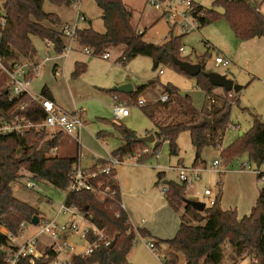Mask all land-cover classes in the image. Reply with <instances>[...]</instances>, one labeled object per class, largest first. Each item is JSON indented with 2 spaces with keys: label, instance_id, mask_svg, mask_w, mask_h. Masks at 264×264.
Returning a JSON list of instances; mask_svg holds the SVG:
<instances>
[{
  "label": "trees",
  "instance_id": "trees-1",
  "mask_svg": "<svg viewBox=\"0 0 264 264\" xmlns=\"http://www.w3.org/2000/svg\"><path fill=\"white\" fill-rule=\"evenodd\" d=\"M46 1L57 7H72L75 0H3L0 8V56L9 70L25 63L39 65L32 37L52 43L57 53L65 48L62 35L64 23L57 14L44 11ZM95 1L102 12L105 31L99 33L91 27L79 29L75 41L82 49L90 50L92 57L120 51L116 63L124 67L135 58L143 56L151 58L155 68L166 64L180 70L173 64V59H182L181 40L185 34L175 36V27L171 26L164 44L147 43L144 40L146 32L139 31L133 25V11L123 0ZM213 6L214 9H206L191 2V16L198 20L199 29L224 17L240 40L264 38V14L252 6L249 0H216ZM219 8L224 9L223 14L216 10ZM3 18L7 21L5 26L1 25ZM182 60L189 62L187 59ZM205 61L203 58L200 63L203 73L207 72ZM85 73L86 65L76 63L72 77L77 79ZM203 73L198 76L197 83L205 93L206 103L201 111L194 107L189 96L178 99L180 92L177 88L164 86L161 96L167 95V102L158 100L141 107L154 124V129L148 135L154 134L161 144L152 150L149 144L139 141L135 131L122 122H113L123 144L111 154L122 161L137 157V162L144 164L152 155H157L164 142H168L171 155L178 156L177 141L183 132L188 131L196 152L194 165L202 163V152L207 148L221 151L220 159L226 168L243 155H247L250 163L257 167L263 165L264 120L257 115H253V125L247 133L242 134L231 146L222 149L227 130L234 126L231 111L233 105L238 103V98L237 94L212 85ZM35 75V72H30L27 78L32 79ZM5 78L4 72L0 70V127L14 122L37 124L44 121L46 113L42 107L36 102L25 105L26 95L13 97L12 86ZM157 85L156 82H149L132 94L114 90L109 93L114 100L130 107L138 105L137 99ZM41 96L53 101L46 86ZM205 118L210 119L211 123L201 125ZM108 136L105 131L97 134L99 139ZM64 138V133L51 134L49 130L29 129L8 134L0 131V247H12L11 238H18L24 226L29 225L34 217L43 220L40 211L14 196L13 184L29 175L35 181H46L60 190L68 189L71 174L80 161V147L76 145L74 153L59 155V150L65 144ZM145 150L149 152L144 153ZM105 164L104 160L99 159L90 169L96 171L98 166ZM255 171L258 172V180L264 178L263 172ZM164 176L163 172L158 174L159 183L164 180ZM93 184L102 191L107 188L109 190L105 195L89 191L68 192L65 205L78 208L91 226L103 231V239L100 240L93 230L88 232V242L97 243L93 253L90 256L75 255L66 264H132L128 255L137 237L147 238L150 233L140 230L137 234L133 231L129 216L121 206L116 172L99 175L93 179ZM165 187L168 204L173 210L183 212L176 236L168 241H154L156 247L166 244L169 249L164 264H179L180 256L184 257L185 264H225L226 246L233 250L234 264L238 260L249 259L252 261L250 264H264V187L259 190L251 214L241 219L236 210L222 209L221 193L214 204L206 206L201 213L186 203L188 199L184 184L170 181ZM106 241L110 245L106 246ZM45 251L48 258H41L35 264H51L57 257L49 248ZM0 264H6L5 253L1 251ZM19 264L31 263L25 260Z\"/></svg>",
  "mask_w": 264,
  "mask_h": 264
},
{
  "label": "rangeland",
  "instance_id": "rangeland-1",
  "mask_svg": "<svg viewBox=\"0 0 264 264\" xmlns=\"http://www.w3.org/2000/svg\"><path fill=\"white\" fill-rule=\"evenodd\" d=\"M124 1H126L133 11V23L136 28L141 32H146L144 36L145 42L162 45L167 40L170 27L173 25L167 16L160 18L165 9H170L169 7H171L177 11L184 12L190 2L202 5L206 9H214L213 5L216 0H166L160 10H157L151 4L152 0ZM250 2L264 14V0H250ZM2 4L3 0H0V8ZM76 7L80 8L81 13L87 19V21L79 23V29L91 27L99 33L105 31L101 18L102 12L95 0H82L79 4L72 7H57L46 1L43 9L47 13L58 14L65 23L74 24L78 18ZM216 10L219 14H223L224 12L222 8ZM189 21L192 22L191 19ZM155 22L156 24L152 26ZM184 34L185 32L181 25L177 24L174 28V35L180 36ZM32 42L37 51L39 67L38 73L29 83L30 93L40 98L42 89L46 86L51 91L55 103L65 112L74 113L79 111L82 113L85 128L81 133L80 153L86 157L85 160H82V167L92 163L94 155L106 156L103 151L104 149L96 140V135L99 132L105 131L108 134L112 132L113 136L122 140L112 125L115 122L113 117L115 100L109 93L110 90L117 88L119 84H130L137 89L149 82L158 83L156 87L149 89L137 99V101L141 99L145 100L146 104L158 101L162 95L163 87L167 85H171L179 90L180 97L178 99L189 96L198 111H201L206 103L205 93L197 85L198 76H189L166 64H161L155 68L153 60L149 57L139 56L124 67L116 63L120 57V51L111 52L109 60L95 57L89 61L88 54L75 42L64 41L72 48L67 55L63 52L57 53L54 47H48L47 41H43L38 37H32ZM181 47L183 49H181L180 53L182 59H187L192 64H200L203 58H205L207 72L235 77L237 84L244 87L237 94L238 103L232 107L231 121L234 126L226 132L222 148L226 149L234 144L242 134L247 133L251 129L253 115H257L264 120V38L242 41L235 35L228 21L224 17H220L210 25L185 34L181 40ZM218 55L228 56L229 58L230 55H235L236 60L228 67L217 66L212 61V56ZM47 57L51 59L47 61ZM76 63L86 65V73L77 79L72 77ZM55 65H58L56 71H54ZM141 107L139 105L130 106V116L122 122L127 128L135 131L139 138L145 137L154 129L153 122ZM51 134L53 133L51 132ZM110 138L107 139V146L104 145L109 152L115 149L117 143V139ZM64 139L65 144L59 150V155L74 153L73 150L77 147L76 143L67 136ZM177 145L179 150L178 156H172L169 143L164 142L159 148L157 155H152L148 160V163L156 168L159 167L160 171L166 173L163 181L178 182L179 178L176 168L182 165L185 167H192L193 165L196 152L188 131L183 132L179 136ZM149 147L152 150L154 149L153 144H149ZM220 154L221 151L219 150L207 148L202 152V160L206 161L210 166L215 160H221ZM126 162L132 161L130 158H126ZM241 164L251 165L247 168L246 172L248 173L255 170H260V172L264 173V163L259 169L256 164L250 163L247 155L235 159L228 168L232 170L237 169ZM209 176L208 173L203 174L202 179L194 184L192 190L187 193L186 198L188 200L193 199L205 203L207 207L210 206L209 199L204 197V191L205 189H211L216 192L219 182L224 178V175L221 178L220 174H213L212 183L209 181ZM245 178V184H249L251 188L253 186V177L250 176L248 179L246 176ZM163 181L160 183L161 189L164 187ZM257 181L260 190L264 187V182L258 180V178ZM35 183L37 187L34 190L26 189L23 184H13L14 196L40 211L45 221L55 222L59 227L66 226L72 216L65 215L60 210L65 205L68 190H60L46 181L40 180L35 181ZM238 196H240V191L238 192ZM74 220L78 225V231L67 234L68 242L73 248L66 249L60 253L59 260L61 262L85 252L89 246L87 240L84 238V232L86 229L91 228V225L80 215L74 217ZM36 232L37 228L29 224L15 241L17 244H23ZM39 242L44 247L54 243L47 236H41ZM143 244L144 242L137 237L133 249L143 248L141 247ZM142 250L138 249L136 256V261L139 264H160L157 261L151 263L146 249ZM225 253V264H234V253L230 246L225 247ZM237 262V264H247L248 261L238 260ZM179 264H185L183 256H180Z\"/></svg>",
  "mask_w": 264,
  "mask_h": 264
},
{
  "label": "built area",
  "instance_id": "built-area-1",
  "mask_svg": "<svg viewBox=\"0 0 264 264\" xmlns=\"http://www.w3.org/2000/svg\"><path fill=\"white\" fill-rule=\"evenodd\" d=\"M82 0H75L73 6L79 4ZM163 1V2H162ZM152 0L151 4L157 9H162V5L166 0ZM165 9L162 15L167 16L168 20L173 23L172 27H176L177 24H180L185 34L191 33L196 29H199V22L195 18L191 16V2L188 3V6L184 12L177 11L176 9ZM78 12V18L74 24H64L62 28L63 40L68 41L70 43H76V33L79 30L78 25L82 21H87L86 17L81 13L80 8L76 7ZM192 20V22L189 21ZM6 18L1 20V25H6ZM65 48L63 49V53L66 55L72 50L71 46L67 45L65 42ZM48 47H53L52 43L48 42ZM88 55H91V51L88 49H83ZM183 50V49H182ZM181 50V51H182ZM61 52V53H62ZM103 59L109 60L111 58V54L107 53L102 56ZM50 57H47V61L50 60ZM212 61L217 66L228 67L231 65V61L222 57V56H212ZM38 66L25 63L21 65H16L12 70L6 68L3 63V60L0 56V70L4 72L7 76L10 84H11V93L13 97L26 95L27 100L25 105H28L30 102L38 103L44 112L46 113L45 120L34 124V123H26L20 124L19 122L10 123L0 127V131L4 134L13 133V132H22L23 130L35 129V130H49L52 133L62 132L65 136L73 140L76 145L81 146V132L85 128V123L83 121V115L81 112L76 111L74 113H67L62 108H60L55 102L52 100L43 98H37L30 93L29 83L31 79L27 78L30 72L38 73ZM162 73V72H161ZM169 100L167 95L160 96L159 101L165 103ZM139 106H145V100L141 99L138 101ZM130 116V108L127 104L123 102H118L115 99V104L113 106V117L115 122L120 123L123 122L126 118ZM146 150L144 153H148ZM84 158L82 154H80V161ZM102 159L106 162L103 166H98L96 171L91 170L90 168H84L79 164L75 167L74 171L71 174V182L68 187V192H81V191H89L98 193L100 195H105L109 189L107 188L105 191L97 189L93 184V179L98 177L101 174L109 175L113 172L117 173V168L122 165L123 161L119 158L114 157L111 153H108L106 158L98 157L94 155V159ZM135 159L137 157H134ZM243 170L250 167L249 164H242L240 166ZM178 172L179 182L186 186V190L191 188L196 182L201 180V176L203 172L208 173L210 176L214 173L216 174H224L225 171L222 168L221 160H215L213 164L209 167H205L204 164L199 163L197 165H193L192 167H184L180 166L176 168ZM264 182V178L261 179ZM16 184H23V186L28 190H34L37 187L34 179L30 177H24L19 179ZM101 187V185H99ZM163 194L167 192L166 187L163 188ZM186 192V191H185ZM206 196H211V190L205 191ZM215 200L209 202V205H213ZM123 208V204H121ZM124 209V208H123ZM60 212L65 215H70L72 218L69 223L64 227H59L55 222H48L43 220H39V224L35 226L37 228V232L32 235L30 239L25 241L23 244H17L15 239L11 238V246L12 247H0V251L5 253L6 264H19L25 260H28L31 264H35L41 258H48L46 254V248H49L53 252L57 254V257L51 264H66L71 259L65 260L61 262L59 260V255L66 249H72L73 246L68 242V233L78 231V225L75 223L74 217H78L81 215L80 211L76 207H69L63 205ZM83 217V216H82ZM85 220V218L83 217ZM86 221V220H85ZM31 224V223H30ZM28 225L24 226L23 231L26 229ZM91 230L94 231L95 234L99 235L100 240L103 239V231L98 230L97 228L91 226L84 232V238L87 240V233ZM41 236H47L51 238L54 243L50 246L44 247L39 242V238ZM88 242V240H87ZM88 249L78 255L90 256L94 248L97 246V243L88 242ZM110 245L109 241H106V246ZM148 247L151 249L153 253H157L156 246L154 243H149ZM66 254V253H64ZM75 256V255H74ZM247 264H250L252 261L247 260Z\"/></svg>",
  "mask_w": 264,
  "mask_h": 264
},
{
  "label": "crops",
  "instance_id": "crops-1",
  "mask_svg": "<svg viewBox=\"0 0 264 264\" xmlns=\"http://www.w3.org/2000/svg\"><path fill=\"white\" fill-rule=\"evenodd\" d=\"M124 2L126 5H128L126 1ZM156 22L152 26H154ZM63 23L67 24L65 22ZM132 23H133V20H132ZM133 25L135 26L134 23ZM88 56H89V61L95 58V57H92L91 55H88ZM222 57L230 60L231 64L234 63V61L236 60L235 55H230V58L228 56H222ZM37 63L39 64V59H37ZM57 67L58 65L54 66V71L57 70ZM228 78L234 80V82L237 84V79L235 77H228ZM122 85L123 84H119L117 88ZM133 89L135 92L136 89L134 87ZM218 93H220V91ZM53 102H55L54 97H53ZM146 136H148V134ZM109 138L117 139L115 136H113L112 132L105 139H99L96 135V140L104 149L102 150L105 152L106 156L108 153H112L113 150L118 149L123 144V139L122 140L117 139L119 141L116 140L117 143H116L115 149L109 152L106 147L107 139ZM106 156L105 157L98 156V157L106 158ZM85 159L86 157L84 156L82 160H85ZM202 159H201V162H204L202 164H204L205 167H209L206 161ZM82 160L79 161L81 165H82ZM130 160L132 162L128 163L126 162V159H124L122 165H120L117 168V180H118L120 191H121V199H122L123 208L129 216V220H130L133 231L139 234L140 230H145L150 233V237L143 238V237L138 236V238H140L144 242L143 246H141L143 248H137L135 250L132 249L128 255V259L130 262L134 264H139L136 261L138 249L139 250L143 249L142 251L146 249V253H148V257L150 259L149 261L151 263L157 261L160 264H164V258L166 254L169 252L167 245L161 244V246L156 247L157 253L155 254L148 247V244L154 243L155 240L168 241V240L173 239L176 236L180 228V225H181L180 218H181L182 213L177 212L171 208V206L168 204L165 198V194H163L162 192L163 188L166 185L165 182H168V181L162 182L164 187L161 189V185L157 177L158 174L162 172L160 171L161 169H159L158 166H157L158 168L154 167L153 165L148 163V161L144 164H140L137 162V159L135 158H130ZM92 161H93L92 163L86 165L84 168H91L99 161V159L97 158ZM194 161H195V158H194ZM193 165H194V162H193ZM240 166L237 169L235 168L232 170L222 165L225 173L220 175L221 178L224 175L223 176L224 178L221 179V181L219 182L218 190L214 192L210 189L212 192L211 196L205 195V191L208 189H205L204 191V197L208 198L209 202L212 200H215L217 196L221 193L220 203H221L222 209L224 211L236 210L239 219L251 214V212L253 211L256 205L257 198L259 196V187H258L259 183L257 181V172L253 171L251 173H248L246 172L247 169L243 170ZM163 173L166 176V173L165 172ZM205 173L206 172H203L202 175ZM212 175L209 176L210 177L209 181L211 183H212ZM244 176L245 177L247 176L248 179L250 176L253 177L252 178L253 186L251 188L249 187L250 186L249 184H245L246 180L244 182V179L246 178ZM201 179H202V176H201ZM178 183L180 182L178 181ZM192 187L186 190V197H187V193L192 190ZM239 191H240V196H238ZM193 201H196V200H193Z\"/></svg>",
  "mask_w": 264,
  "mask_h": 264
},
{
  "label": "water",
  "instance_id": "water-1",
  "mask_svg": "<svg viewBox=\"0 0 264 264\" xmlns=\"http://www.w3.org/2000/svg\"><path fill=\"white\" fill-rule=\"evenodd\" d=\"M173 64L176 67H178L182 72L192 77H197L201 73H203L201 64H192L190 62H186V61H183L177 58L173 59ZM203 75L209 79L212 85L219 87L226 92H233L235 94H238L244 88L243 86L236 84L234 80L228 78L225 75H220V74L213 73V72H205L203 73ZM115 92H119L123 94H132L134 92V89L132 85L125 84V85H122L116 88ZM210 123H211V120L205 118L203 122L201 123V125L210 124ZM139 141L146 143V144H153L154 149L157 148L161 144L160 141L156 140V137L154 134L140 138ZM258 168L260 167L258 166ZM165 184H167V182H165ZM186 203L201 213L204 212L206 209V204L199 202V201L187 200ZM31 224L32 226H37L39 224V218L37 216L34 217ZM114 243H115V240L113 241L112 245H114Z\"/></svg>",
  "mask_w": 264,
  "mask_h": 264
}]
</instances>
